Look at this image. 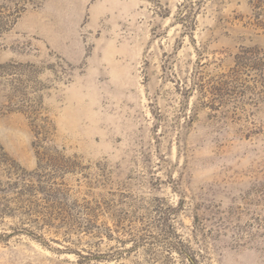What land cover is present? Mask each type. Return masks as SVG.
<instances>
[{
    "label": "rangeland",
    "instance_id": "374dc122",
    "mask_svg": "<svg viewBox=\"0 0 264 264\" xmlns=\"http://www.w3.org/2000/svg\"><path fill=\"white\" fill-rule=\"evenodd\" d=\"M46 150L0 264H264V0H0V179Z\"/></svg>",
    "mask_w": 264,
    "mask_h": 264
},
{
    "label": "trees",
    "instance_id": "16d2710c",
    "mask_svg": "<svg viewBox=\"0 0 264 264\" xmlns=\"http://www.w3.org/2000/svg\"><path fill=\"white\" fill-rule=\"evenodd\" d=\"M40 156L34 171L14 170L9 173L8 181L0 179V202H4L1 212L23 210L26 213H41L44 222L53 223L50 225L61 221L57 224L59 227L67 214L65 200L72 195L63 182H56L54 176L63 178V173L71 169V161L62 158L56 151L51 154L46 150ZM44 161L46 163L42 164ZM49 168L51 172H47ZM38 200L42 203L39 204Z\"/></svg>",
    "mask_w": 264,
    "mask_h": 264
}]
</instances>
